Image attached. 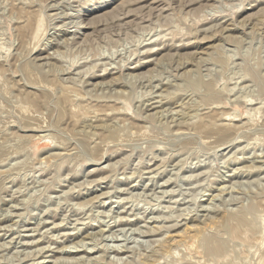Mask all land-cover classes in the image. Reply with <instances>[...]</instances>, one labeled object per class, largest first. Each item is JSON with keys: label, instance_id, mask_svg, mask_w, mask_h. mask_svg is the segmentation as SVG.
<instances>
[{"label": "rangeland", "instance_id": "374dc122", "mask_svg": "<svg viewBox=\"0 0 264 264\" xmlns=\"http://www.w3.org/2000/svg\"><path fill=\"white\" fill-rule=\"evenodd\" d=\"M0 264H264V0H0Z\"/></svg>", "mask_w": 264, "mask_h": 264}, {"label": "bare ground", "instance_id": "6f19581e", "mask_svg": "<svg viewBox=\"0 0 264 264\" xmlns=\"http://www.w3.org/2000/svg\"><path fill=\"white\" fill-rule=\"evenodd\" d=\"M260 205H261V204H260ZM230 217H231V216H230ZM236 217H237V216H236ZM236 217H235V218H236ZM240 218H241V217H240ZM233 220H234V218H233ZM245 220H246V219H245ZM236 221H237V222H236ZM236 221H235V222L238 223L237 225H239V224L241 223L239 218H236ZM236 223H235V224H236ZM236 227H237V226L233 227V229H234L235 231L237 230ZM241 227H242V226H241ZM231 231H232V230H231ZM235 235H236V234H235ZM209 241H210V240H209ZM212 244H213V243H212ZM213 246H214V245H213ZM213 246H211V247H213ZM215 246H216V244H215ZM215 246H214V247H215ZM209 247H210V246H209ZM214 247H213V248H210L211 251H212V249H214ZM217 247H218V246H217ZM216 250H217V249H216ZM214 251H215V249H214ZM214 251H213V252H214ZM209 252H210V250H209ZM221 252H222V251H221Z\"/></svg>", "mask_w": 264, "mask_h": 264}]
</instances>
